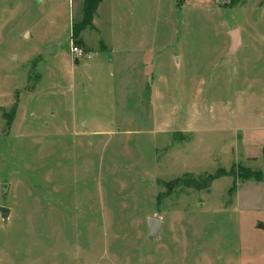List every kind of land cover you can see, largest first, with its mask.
I'll list each match as a JSON object with an SVG mask.
<instances>
[{"label":"rangeland","instance_id":"rangeland-1","mask_svg":"<svg viewBox=\"0 0 264 264\" xmlns=\"http://www.w3.org/2000/svg\"><path fill=\"white\" fill-rule=\"evenodd\" d=\"M229 2L110 0L101 75L98 32L68 56L82 0H0V264H264V179L230 174H264V0Z\"/></svg>","mask_w":264,"mask_h":264},{"label":"crops","instance_id":"crops-1","mask_svg":"<svg viewBox=\"0 0 264 264\" xmlns=\"http://www.w3.org/2000/svg\"><path fill=\"white\" fill-rule=\"evenodd\" d=\"M84 3H85V0H82ZM110 0H103L99 7H98V10L94 16V20H93V26H90V27H87V28H91L93 31H96L98 32L99 34H101L103 37H102V40H101V43H100V50H102L103 54H105L103 57L99 58L98 60L94 61L92 64H91V68L92 69H97L98 70V73H100L101 75L103 74L101 71H102V66H104L106 63H108L109 65L111 64H116L119 62V59H117L116 56L119 57L120 55V52L117 50L116 46L114 45V42L112 41L111 39V36H108L105 34V30H104V27L102 26V23L100 22V14H102V12H105L106 9L105 7L107 6L108 2ZM83 14H84V11H83ZM105 15V14H103ZM83 17V16H82ZM87 30V29H85ZM85 30L82 32V37H83V41H84V48H86L87 50L89 51H93V49L91 48V46L88 44L87 40L85 39L84 37V32ZM239 32V41H238V45L236 46L235 50L234 49V42L232 41V45H231V51H237L241 45H242V42H243V37H242V33H241V30L239 29L238 30ZM123 45H125L126 47H123V48H126V49H134V48H141L142 46H144V42L142 41H126V42H123ZM71 53L68 54L69 57H72V51H70ZM95 55L99 54L101 55V52L100 51H95L94 52ZM123 58L126 59V61L130 60V52L129 51H124L123 52ZM90 59V58H89ZM77 66L79 65V63L77 62L76 63ZM125 63H122L121 67H123ZM114 68V67H113ZM117 68H119V66H117ZM112 77H116L117 73H115L113 75V73H111ZM127 76V79H128V76H131L129 79H130V84H126V86L124 85L125 87V91L130 95V92H133L134 90H139V91H142L145 90V92L143 93V95H145L146 100H145V106L147 105L146 108H150L148 106H154L155 105V108L156 109H161L163 110L164 107V102L162 101H159L157 103L154 104L155 100H156V97L157 96H160L162 95V92L161 90L163 88H161L159 85V78L160 76H154L152 75L150 78L149 76L147 75L146 77L144 76L143 80L147 81L148 78H149V81L147 83H142L140 84V80L138 83H136V80L140 77V72L138 74H130V75H125ZM125 76L122 78L124 79ZM157 80V81H156ZM131 81H134V82H131ZM147 102V103H146ZM187 123L184 122L182 123V126H179L178 130L176 132H173V133H177V134H180V132H194L192 129H194L195 127H190V126H185L183 124ZM181 125V124H180Z\"/></svg>","mask_w":264,"mask_h":264},{"label":"trees","instance_id":"trees-1","mask_svg":"<svg viewBox=\"0 0 264 264\" xmlns=\"http://www.w3.org/2000/svg\"><path fill=\"white\" fill-rule=\"evenodd\" d=\"M102 1L103 0H85L83 17L77 21H74L73 25H72L71 38L74 40V42L77 45H80L82 47L85 46L84 45L85 43H84L83 37H82V32L87 27L93 26L94 16H95V14L98 10V7ZM245 1L246 0H230L229 4H230V6H233V5H236L240 2H245ZM246 169H247L246 170L247 172H245V173L230 172V174L237 177V179H242V180L254 179L256 181H261L264 179L263 172L258 171V170H253L250 167H248ZM225 174L226 173L223 170H220L215 176H212L211 179H215V178L223 176Z\"/></svg>","mask_w":264,"mask_h":264},{"label":"water","instance_id":"water-1","mask_svg":"<svg viewBox=\"0 0 264 264\" xmlns=\"http://www.w3.org/2000/svg\"><path fill=\"white\" fill-rule=\"evenodd\" d=\"M233 36H234V48L238 45V41H239V32L238 30L233 32ZM2 190L5 192L8 189V185L7 184H3L1 186ZM10 211L11 209L9 207L0 205V213L4 219V222L7 223L9 220V215H10ZM163 225V220L157 217H151L149 219V228H150V237L154 238L156 236L159 235L161 228Z\"/></svg>","mask_w":264,"mask_h":264},{"label":"built area","instance_id":"built-area-1","mask_svg":"<svg viewBox=\"0 0 264 264\" xmlns=\"http://www.w3.org/2000/svg\"><path fill=\"white\" fill-rule=\"evenodd\" d=\"M71 51H72V54L76 62L78 63H80L81 60L84 58L89 59L94 54V51H89L85 49L84 47L77 45L73 39H72V44H71Z\"/></svg>","mask_w":264,"mask_h":264}]
</instances>
